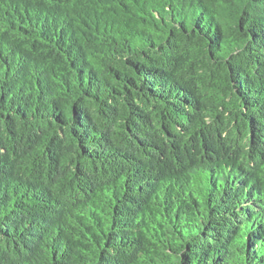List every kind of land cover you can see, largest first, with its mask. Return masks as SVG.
<instances>
[{
    "label": "trees",
    "instance_id": "trees-1",
    "mask_svg": "<svg viewBox=\"0 0 264 264\" xmlns=\"http://www.w3.org/2000/svg\"><path fill=\"white\" fill-rule=\"evenodd\" d=\"M0 264H264V0H0Z\"/></svg>",
    "mask_w": 264,
    "mask_h": 264
}]
</instances>
